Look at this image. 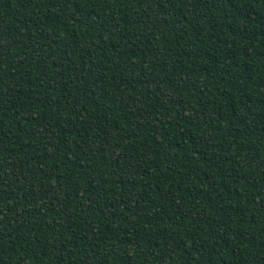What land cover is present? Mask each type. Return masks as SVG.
Segmentation results:
<instances>
[{
    "label": "trees",
    "instance_id": "obj_1",
    "mask_svg": "<svg viewBox=\"0 0 264 264\" xmlns=\"http://www.w3.org/2000/svg\"><path fill=\"white\" fill-rule=\"evenodd\" d=\"M0 264H264V0H0Z\"/></svg>",
    "mask_w": 264,
    "mask_h": 264
}]
</instances>
